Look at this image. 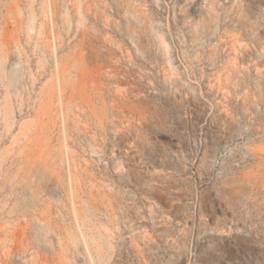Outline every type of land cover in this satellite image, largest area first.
Listing matches in <instances>:
<instances>
[{"label":"rangeland","instance_id":"374dc122","mask_svg":"<svg viewBox=\"0 0 264 264\" xmlns=\"http://www.w3.org/2000/svg\"><path fill=\"white\" fill-rule=\"evenodd\" d=\"M0 264H264V0H0Z\"/></svg>","mask_w":264,"mask_h":264}]
</instances>
